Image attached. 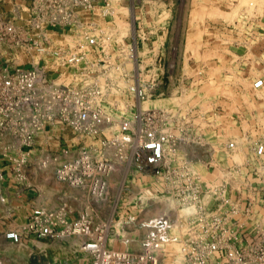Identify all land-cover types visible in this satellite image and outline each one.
Wrapping results in <instances>:
<instances>
[{
  "label": "built area",
  "instance_id": "built-area-1",
  "mask_svg": "<svg viewBox=\"0 0 264 264\" xmlns=\"http://www.w3.org/2000/svg\"><path fill=\"white\" fill-rule=\"evenodd\" d=\"M150 2L127 0L123 7L121 0H0V140L19 146L7 159L22 180L30 148L47 128L57 127L73 136L71 145L41 164L55 165L59 182L104 202L113 174L137 172L162 179L189 212L176 223L166 216L146 221L136 251L108 248L107 225L86 213L70 220L67 207L34 209L5 238L12 244L23 237L83 238L88 264H165L169 255L172 264H264V217L255 199L264 190V145L252 154L259 165L246 159L216 169L215 183L187 160L170 168L169 129L178 111L144 107L163 76L164 41L145 51L148 40L137 18L116 23ZM262 84L257 80L253 87ZM227 148L233 151L235 144ZM208 165L213 168V161Z\"/></svg>",
  "mask_w": 264,
  "mask_h": 264
},
{
  "label": "rangeland",
  "instance_id": "rangeland-1",
  "mask_svg": "<svg viewBox=\"0 0 264 264\" xmlns=\"http://www.w3.org/2000/svg\"><path fill=\"white\" fill-rule=\"evenodd\" d=\"M206 1L213 12L205 15L208 19L201 22L200 29H194L189 18L195 7H199L195 6L194 0H151L141 12L133 15L129 12L128 17L121 15L116 23L122 26L137 18L135 25L143 29L148 40L143 47L145 51L152 49L156 41H165L164 59L160 62L164 64L163 76L155 95L144 107L178 111L169 129L174 136L167 157L172 160L170 168H176L178 160H187L207 181L215 183L220 177L217 172L212 173V169L243 165L246 159L259 165L257 160L251 159L255 146L264 145V84L260 88H254L253 84L257 80L264 83V0H247L244 4L241 0ZM126 3L127 0H121L120 6L125 7ZM120 11L126 13L124 9ZM167 11L169 13L165 15ZM193 33L197 36L192 43ZM139 48L143 51L142 45L139 44ZM149 59L150 55H147L145 61ZM71 139L73 136L66 131L47 128L44 136L38 137L30 148L21 170L22 180H19L7 159L8 154L13 156L19 152V146L4 137L0 140V171L3 175L0 182L8 169L18 183L33 184L41 179L42 182L46 180L45 185L52 184L50 178L37 176L41 171H55L56 166L43 167L41 163L47 155H58L62 146H70ZM230 142L235 144L233 151L227 148ZM213 153H221L226 165L215 160L210 168L208 163L213 161ZM252 166L244 168L248 171ZM121 174L115 173L109 179L104 202L93 200L85 189L59 185L58 192L67 195L70 220L80 213L89 214L95 224L107 225L108 248L136 250L146 234V221L166 216L176 223L187 211L178 206L176 192L166 187L162 179H150L137 172L127 177ZM249 177L252 182L250 173ZM252 184L259 187L255 181ZM255 199L260 202L259 215L264 217V190L261 189ZM31 240L34 243L30 245L9 249L5 253L6 260L13 259L11 264L88 263V256L81 250L86 241L83 238ZM134 241L138 242V247L129 246L134 245ZM0 260L4 263L2 258ZM174 260L175 257L169 255L164 263L172 264Z\"/></svg>",
  "mask_w": 264,
  "mask_h": 264
},
{
  "label": "crops",
  "instance_id": "crops-1",
  "mask_svg": "<svg viewBox=\"0 0 264 264\" xmlns=\"http://www.w3.org/2000/svg\"><path fill=\"white\" fill-rule=\"evenodd\" d=\"M184 1L186 2L187 0ZM194 2H195V6H199V7H195L193 11L194 13L190 14L189 18L190 21H193L191 23H193L192 25L193 27H195L194 29L196 28L200 29L199 25L202 24L206 19H208L205 15H207L208 13L209 14L212 13L213 8L210 5V3H207L206 0L205 1L194 0ZM184 10L185 9H183L182 11L184 12ZM203 10L206 11V14L203 13ZM168 13L169 11L165 12V15H168ZM195 34L193 33V35H191L192 36L191 41L193 40V38L195 39V37L197 36V34L196 35ZM211 34L213 35V28ZM195 43L196 42H194V45ZM2 56L3 55L1 53L0 57ZM0 148H2L1 145ZM221 156H222L221 153L218 155L213 153V162H215L216 160V162H220L222 165H226L225 163L226 161L221 159ZM217 159H220L222 161H218ZM227 166L228 165L224 167ZM213 172H216V170H214ZM4 173H5L4 180L0 182V258L3 259L4 261L3 264H11L13 259L6 260L5 253L12 247L15 246L24 247V245H30L32 242L34 243V241L31 240L33 238L23 237L21 245H13L11 242L6 240L5 233L14 227H16L15 229H17L18 226L23 224L33 209H37V208L55 209L61 206L67 207L68 206L66 202L67 195L66 194L60 195L61 193L58 192V187L59 185L61 187H63L64 185L68 187V185L59 182L55 177L54 171L52 172L51 171L48 172L46 170L41 171V175L43 176L41 175L37 176V178H42V177L50 178L52 184L49 182V184L47 185H45L46 180L42 182L41 179L34 181L33 184L27 181L18 183L14 180V176L11 175V172L8 169H5ZM217 176L220 177V175ZM71 216L72 218L76 217L75 215H71ZM129 246L138 247V242H135L134 245H129ZM125 250H133V249H125ZM125 250H119V251H125ZM136 250H139V247Z\"/></svg>",
  "mask_w": 264,
  "mask_h": 264
},
{
  "label": "bare ground",
  "instance_id": "bare-ground-1",
  "mask_svg": "<svg viewBox=\"0 0 264 264\" xmlns=\"http://www.w3.org/2000/svg\"><path fill=\"white\" fill-rule=\"evenodd\" d=\"M247 0H241V3L243 2V4H244V2H246ZM188 212V211H187Z\"/></svg>",
  "mask_w": 264,
  "mask_h": 264
}]
</instances>
